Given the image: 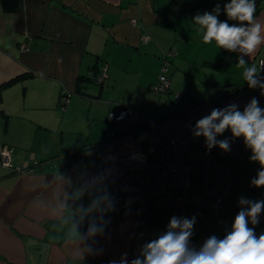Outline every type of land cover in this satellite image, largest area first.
<instances>
[{"label":"crops","instance_id":"1","mask_svg":"<svg viewBox=\"0 0 264 264\" xmlns=\"http://www.w3.org/2000/svg\"><path fill=\"white\" fill-rule=\"evenodd\" d=\"M228 2L17 0L16 8L7 10L0 0V152L4 145L12 148L15 168L0 165V264H121L122 259L140 255L146 231L135 216H122L110 199L104 167L108 152L123 150L122 142L133 147L132 141L125 140L129 127L153 115L152 111L145 114L150 108L149 88L158 78L167 50L176 51L173 62L191 32L203 40L192 19L195 14L211 12L219 3L218 19L227 20L223 7ZM255 5V20L264 36V0H255ZM144 33L151 35L147 44L142 42ZM209 47L214 53L206 57L222 60L224 50L237 64L239 50L220 48L214 39ZM244 58L247 64L258 65L264 59V42ZM150 60L154 70L146 79L143 67L138 70L135 63L144 61L147 66ZM104 67L109 76L103 85L94 82L98 91L90 90L88 83L93 81H88L83 93L76 92L81 76ZM168 68L172 90L194 92L187 77L183 82L178 70L171 73V63ZM21 73L26 76L2 85ZM220 75L207 72L205 82ZM64 89L71 96L62 107L58 100ZM252 91H258L259 106L264 108L261 90ZM97 98L105 100L97 104ZM122 107L137 111L139 117L118 126L109 113ZM250 155L251 151L237 175L229 211L204 213L198 204H189L182 214L159 211L154 220L160 232L172 216L195 217L190 249L199 251L212 235L223 238L240 210L239 198L254 200L258 190L264 194V187L250 185L260 168L249 160ZM256 228L257 236L264 232V224ZM32 244L46 246L42 262L30 251Z\"/></svg>","mask_w":264,"mask_h":264},{"label":"built area","instance_id":"2","mask_svg":"<svg viewBox=\"0 0 264 264\" xmlns=\"http://www.w3.org/2000/svg\"><path fill=\"white\" fill-rule=\"evenodd\" d=\"M132 22L135 23L136 20L133 19ZM143 39L147 41L148 36ZM171 55L173 53L170 51L163 55L162 71L158 81L152 86L155 96L168 91V57ZM259 63L264 65V59H260ZM91 75L97 82H104L108 77L107 67ZM253 97H258V91H238L223 99L199 101L171 117L153 122L146 137V149L140 148L128 153L108 152L107 160L111 165H104L105 185L111 189L110 199L117 205L120 213L124 216H136L148 238L156 230L150 221L158 211L170 210L173 214H182L192 202H197L208 210H223L236 188V162L247 160L251 150L245 147L243 137H240L232 140L230 152H225L218 146L208 151L204 137H194V125L197 120L209 115L213 108H223L235 103L238 110L243 111ZM67 101L68 97L64 98L63 103ZM138 117V112L128 107L119 108L117 113H109V118L116 123ZM231 135L228 130L222 136H217V139ZM192 146L204 149L209 155L205 162H201V171L195 178L192 177L194 160L186 157ZM11 151L12 148L7 145L2 147L0 165L15 169L11 163ZM144 155L148 157H143ZM257 196L260 200V195ZM263 214L264 212L260 215L259 223H263Z\"/></svg>","mask_w":264,"mask_h":264},{"label":"clouds","instance_id":"3","mask_svg":"<svg viewBox=\"0 0 264 264\" xmlns=\"http://www.w3.org/2000/svg\"><path fill=\"white\" fill-rule=\"evenodd\" d=\"M223 11L227 16L224 21L218 19L221 12L219 3L211 12H197L192 19L203 32L204 43H211L214 39L220 48L239 50L237 64L244 68V80L249 88L258 87L264 95V77L260 76L264 65L246 67L244 58L246 55L250 58L264 42L262 27L254 16L255 0H230L224 4ZM228 20L240 23L230 25ZM228 130L231 137L217 139ZM193 135L204 137L208 151L218 146L225 152L231 151L234 138L243 137L245 147L251 150L249 160L260 165L250 185L264 187V108L259 106L256 97L244 106L243 111L238 110L235 103L213 108L209 115L196 121ZM238 204L241 207L234 217L231 231L223 238L215 235L208 237L199 251L188 247L195 217L172 216L164 231L141 245L140 255L130 261L122 259L121 264H264V232L257 236L254 227L259 224L260 215L264 212V199L240 197ZM249 222L253 227H249ZM124 255L126 257L127 253ZM109 264L115 262L109 261Z\"/></svg>","mask_w":264,"mask_h":264},{"label":"rangeland","instance_id":"4","mask_svg":"<svg viewBox=\"0 0 264 264\" xmlns=\"http://www.w3.org/2000/svg\"><path fill=\"white\" fill-rule=\"evenodd\" d=\"M191 36H192L191 39L186 42L183 48L180 50L178 49L179 54L174 58L173 62L171 61V67H172L171 73L174 70H178L179 75L180 74L183 75V82L184 79L187 77L186 81L188 80V85L190 84L193 87L194 92L190 90H182V89L178 90L179 92H182L185 95L182 100H177L173 92L159 94L158 96H154L151 93H148V95L151 94V98L149 100L150 108L149 111L145 112V114L149 115L152 111V114L155 117L161 115L164 116L171 112H175L179 109H184L186 108L187 105L195 101H200L209 98L223 99L227 95L235 92L237 90L236 89L237 87H239L241 84L246 82L243 76L244 68L240 67L238 64H236V62L234 63L233 60L229 57V55H227L228 54L227 51L225 52L223 50L222 52L224 55L223 58L224 65L221 64V61L223 62V59L219 60L218 62L209 64L206 60H213V59L206 57V54L214 53V50H212V48L209 47L211 43L206 44L201 39L197 40L195 37V33L193 32H191ZM167 51L169 52V50ZM140 62L141 61L135 63V67L138 66L139 67L138 70L143 67V70L146 73V79L148 78V76L151 77L153 73L152 71L154 70V67L152 66L153 61L150 60L149 62H147V66H146V62L144 61H142V63ZM254 65L257 66V64ZM251 66H252L251 64L246 65V67H251ZM161 69L162 68H160V70ZM211 71L219 75L221 74L220 78L216 80L211 79L210 81L205 82L206 73ZM192 75L194 76V79L192 78L191 80L190 76ZM158 78L156 79L155 82L158 81ZM88 84L90 85L89 86L90 90L95 89V91H98L99 85H96L97 83L95 84L94 82H91ZM104 88L106 89L107 87L104 86ZM248 89L253 90L252 88L249 87ZM105 93L106 92L104 91V94ZM128 98H130V94H128ZM75 99L78 101L77 97ZM117 125L120 126L119 123ZM112 133H114V131L111 132V135ZM127 134L130 135L127 136L125 140L132 141L135 146L133 145V147H130L129 142H122L124 148L127 146L128 151H136L140 148L146 149L147 143L146 140H144V138L146 137V130L144 127L136 128L132 131H128ZM124 148L120 152L128 153V151L127 150L125 151ZM143 157H148V155H144ZM194 157L197 158L199 161L205 162L208 158V153L206 151L205 152L202 151L201 149H195V148L190 149L188 152V158L193 159ZM106 165L110 166L111 164L107 163ZM198 166L199 163H197L195 166L196 170H198ZM245 167H248V162ZM101 169H103L102 166ZM191 204H196V203H191ZM128 216H134V215H125V217ZM154 216L150 221V224L153 227H155L156 230L149 237H152L161 231V227L155 222ZM142 228L144 227L142 226ZM145 236H146V232H145Z\"/></svg>","mask_w":264,"mask_h":264},{"label":"trees","instance_id":"5","mask_svg":"<svg viewBox=\"0 0 264 264\" xmlns=\"http://www.w3.org/2000/svg\"><path fill=\"white\" fill-rule=\"evenodd\" d=\"M3 4H4V7L7 9V10H14L15 8H16V6H17V0H3ZM136 23V22H135ZM134 23V24H135ZM186 33H189L188 31H186ZM191 34V33H190ZM145 36H148V40L147 41H144V37ZM150 39H151V35L150 34H148V33H144L143 35H142V42L143 43H145V44H147L149 41H150ZM188 39V37L187 38H185L184 39V41H186ZM171 52L173 53V55H171V56H169L168 57V59H169V65H168V67L170 66V63H171V57L172 56H175L176 55V51H174V50H171ZM162 60H163V57H162ZM209 64H211V63H214V62H217L218 60H206ZM259 66H262V65H260L259 63H258V65H257V67H259ZM108 70V69H107ZM100 71V70H99ZM98 71V72H99ZM161 71H162V69L160 70V73H161ZM169 68H168V70H167V75H168V77H169V80H170V76H169ZM96 73V72H95ZM160 73H159V75H160ZM26 75L24 74V73H21V74H18L17 76H15V77H12L11 79H9V80H7V81H5V82H3L2 83V85H4V86H6V85H9V84H11V83H14V82H16V81H18L19 79H21V78H23V77H25ZM108 76H109V74H108ZM260 76H262V77H264V71H262L261 73H260ZM108 78V77H107ZM106 78V79H107ZM105 79V80H106ZM88 81H93V82H95V83H97V84H99V85H103L104 83H105V81L104 82H101V83H99V82H97L96 80H95V78L92 76V75H88L87 77H80L79 78V80H78V85H77V89H76V92L78 93V94H81V93H83V86H84V84L86 83V82H88ZM156 82H154L153 84H155ZM153 84L150 86V88H149V91H150V93L153 95L154 93L152 92V86H153ZM170 84L171 83H169V87H168V91L167 92H163V93H160V94H164V93H170V92H173L174 93V96H175V98L177 99V100H182L183 99V97L185 96L182 92H179V91H177V90H172L171 89V86H170ZM248 84H247V82H244L243 84H241L238 88H237V90L235 91V92H238V91H241V92H250V91H252V90H250V89H248ZM258 88V87H257ZM256 89V88H255ZM254 90V89H253ZM179 92V93H178ZM181 93V94H180ZM73 94H74V92H73ZM157 95H159V94H157ZM71 96V94H69V92L67 91V90H63L62 91V93H61V95L59 96V100H58V103L62 106V107H65V106H67L66 105V102L65 103H63L64 102V98H69ZM155 96V95H154ZM159 98V97H158ZM157 98V99H158ZM204 100H206V99H204ZM94 101H96V103L98 104H101V103H103L102 101H104V100H101L100 98H97V99H94ZM200 101H203V100H200ZM197 102H199V101H195V102H192L191 104H189V105H193V104H196ZM105 103V102H104ZM189 105H187L186 106V108L189 106ZM185 109V108H184ZM181 110H183V109H179V110H177V111H175V112H171V113H169V114H167V115H161V116H158V117H155L154 115H150L149 116V118H145L142 122H140V124L139 125H136V126H130L129 127V129H128V131H132V130H134V129H136V128H141V127H146V137H147V134H148V132H149V130H150V128H151V125H152V123L153 122H157V121H162V120H164V119H166V118H168V117H171L172 115H174L175 113H178V112H180ZM110 112H113V111H110ZM147 119V120H146ZM146 137L144 138V140H146ZM193 148H195V149H201L202 151H204V149H202V148H199V147H197V146H192V147H190L189 148V150L190 149H193ZM189 150L187 151V154H186V157L188 158V152H189ZM205 152V151H204ZM209 156V155H208ZM190 159V158H189ZM193 163H192V177L193 178H195V176H197L198 174H199V172L201 171V168H202V164H201V162L202 161H199L197 158H193ZM246 162V160H244V161H238V162H236L237 163V169H238V173L241 171V168H243L244 167V163ZM197 163H199V166H198V170H196L195 169V166H196V164ZM237 185V184H236ZM257 195H260V197H261V199L263 198V193H262V191H260V190H258L257 192H254V196H255V199L256 200H259L258 199V196ZM235 196H236V188L234 189V191L232 192V194L230 195V197L227 199V202H226V205H225V207H224V209L223 210H221V211H215V210H208L206 207H204V206H202V205H200L201 207H202V210H203V212L204 213H214V214H222V213H224V212H226V211H229V204L234 200V198H235ZM192 203H196V204H198L197 202H192ZM191 204V203H190ZM189 205V204H188ZM187 205V206H188ZM199 205V204H198ZM186 206V207H187ZM186 209V208H185ZM162 211H166V210H162ZM159 212V211H158ZM261 224H264V214H263V223H259L258 225H261ZM258 225H256V226H258ZM249 226L250 227H253V225H251V223L249 222ZM256 226H254L255 228H256ZM256 234H257V228H256Z\"/></svg>","mask_w":264,"mask_h":264},{"label":"water","instance_id":"6","mask_svg":"<svg viewBox=\"0 0 264 264\" xmlns=\"http://www.w3.org/2000/svg\"><path fill=\"white\" fill-rule=\"evenodd\" d=\"M256 232V228H255ZM151 237L145 238L146 241H148ZM30 251L35 255V259L39 262H42L44 260L46 246L43 244H32L30 246Z\"/></svg>","mask_w":264,"mask_h":264}]
</instances>
